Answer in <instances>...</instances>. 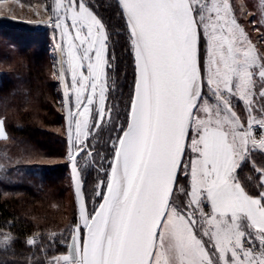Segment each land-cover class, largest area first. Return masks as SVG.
<instances>
[{
  "label": "snow or ice",
  "instance_id": "snow-or-ice-1",
  "mask_svg": "<svg viewBox=\"0 0 264 264\" xmlns=\"http://www.w3.org/2000/svg\"><path fill=\"white\" fill-rule=\"evenodd\" d=\"M117 3L135 68L126 127L93 213L70 152L82 224L49 264H264V192L250 194L236 174L250 144L264 149V55L228 0ZM47 10L60 38L70 149L91 155L92 129L111 112L107 32L87 0H53ZM181 172L188 188L176 187Z\"/></svg>",
  "mask_w": 264,
  "mask_h": 264
},
{
  "label": "trees",
  "instance_id": "trees-1",
  "mask_svg": "<svg viewBox=\"0 0 264 264\" xmlns=\"http://www.w3.org/2000/svg\"><path fill=\"white\" fill-rule=\"evenodd\" d=\"M18 1L34 5L45 0ZM87 2L108 36L111 110L88 139L91 165L81 168L76 160L86 208L93 213L102 201L98 193L105 189L113 143L126 126L135 68L117 1ZM255 4L251 0L250 7L255 9ZM55 34L53 26L0 17V120L6 133L0 139V264H49L67 252L73 229L80 224L69 170L66 110L51 48ZM29 107L39 114L36 121ZM262 169L264 152L249 147L248 159L236 174L250 194L264 192ZM186 179L179 173L177 189L186 186ZM66 193L69 205L63 211ZM45 202L49 209L34 206Z\"/></svg>",
  "mask_w": 264,
  "mask_h": 264
},
{
  "label": "rangeland",
  "instance_id": "rangeland-1",
  "mask_svg": "<svg viewBox=\"0 0 264 264\" xmlns=\"http://www.w3.org/2000/svg\"><path fill=\"white\" fill-rule=\"evenodd\" d=\"M52 3H53V0H45L44 2L40 4L27 5L22 2H19L18 0H1L0 1V17H6L9 19H13V20H17V21H21L25 23H37V24L52 26L47 23L49 16H50V11H48L47 9H48V6L51 5ZM228 3L231 6L232 14L236 17L237 22L247 33L248 38L251 41L252 45L255 46V49L260 55H264V0H256L255 9H253V7H250L251 0H234V3H232V5L230 1L228 0ZM41 21H43L44 23H40ZM55 31H56V34L51 41V48L55 54L56 78L59 80V87L62 93V98H63V103H64V80L61 78V63H60L61 58H62V53L57 47L58 43L60 42L59 32L57 30ZM202 51H203V45H202ZM65 69H66V65H65ZM255 99L259 101V95H257ZM233 105H234V110L237 112V114L242 118V120L246 122L249 117H248V112L245 108L243 101H239L234 97ZM258 106L259 105H257V107ZM106 108L108 109L107 102H106ZM34 109L36 108L29 107L26 110L29 113H32V118L33 120L36 121V119H38L39 114L37 115L35 113L36 110ZM37 113H38V109H37ZM33 114H36V115H33ZM253 114L256 115L258 119L260 118L259 113L254 112ZM105 117L109 118V115H106ZM101 124H102V121H98L97 126L93 127L92 132H94V130L97 129V127L100 126ZM249 147L252 148L253 146L250 144ZM253 148L259 149L262 152H264V149H260L259 147H253ZM88 151L89 153H91V155L78 154L77 156L79 160V165L81 168H84L88 164L91 165V163L93 162V156H92V151L90 147L88 148ZM73 152L75 151L73 150ZM108 171H110V169ZM181 174L185 175L183 172H181ZM185 185L186 186L184 188L189 187L188 177L186 179ZM104 191H106V187ZM181 194H182V197H180ZM175 198L177 202L181 204H183L187 199V197L183 194V192H180V191H178V194L177 196H175ZM63 201L64 203L62 206V210L67 211L68 205H69V195L67 193L64 195ZM34 206H37L38 207L37 209H40V208L49 209L50 208L49 204H46V202L45 203H35Z\"/></svg>",
  "mask_w": 264,
  "mask_h": 264
},
{
  "label": "water",
  "instance_id": "water-1",
  "mask_svg": "<svg viewBox=\"0 0 264 264\" xmlns=\"http://www.w3.org/2000/svg\"><path fill=\"white\" fill-rule=\"evenodd\" d=\"M65 110H66V113H65V128H66L67 149H68V157H69V170H70L71 182H72L74 197H75V201H76L77 211H78L79 223L82 224V220L80 218V199L83 200L85 206H86V203H85V199H84V196H83L82 181H81L80 173H79V180H80V183H81L80 199H78L77 192H76V181H77V177H76V175L73 172V163H72V159L70 158V152L75 156V159H77L78 154H76V152H73V150L70 149V143H69V138H68V115H67L68 109H67L66 106H65ZM100 203H102V201ZM71 241H72V237L70 239L69 245L71 244ZM68 251H69V248H68L67 252L64 253V254H62V255H66L68 253ZM62 255H60V256H62Z\"/></svg>",
  "mask_w": 264,
  "mask_h": 264
},
{
  "label": "built area",
  "instance_id": "built-area-1",
  "mask_svg": "<svg viewBox=\"0 0 264 264\" xmlns=\"http://www.w3.org/2000/svg\"><path fill=\"white\" fill-rule=\"evenodd\" d=\"M253 132H254V134L257 136V138L260 137V135H261V131H260L258 128H254V129H253Z\"/></svg>",
  "mask_w": 264,
  "mask_h": 264
},
{
  "label": "crops",
  "instance_id": "crops-1",
  "mask_svg": "<svg viewBox=\"0 0 264 264\" xmlns=\"http://www.w3.org/2000/svg\"><path fill=\"white\" fill-rule=\"evenodd\" d=\"M1 121V120H0ZM6 137V133H5V136H3V137H0V139H3V138H5ZM262 182H264V175L262 176Z\"/></svg>",
  "mask_w": 264,
  "mask_h": 264
}]
</instances>
